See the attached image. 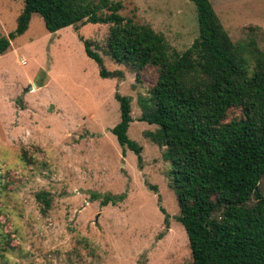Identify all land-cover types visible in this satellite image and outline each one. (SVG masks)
Here are the masks:
<instances>
[{
	"label": "rangeland",
	"instance_id": "obj_1",
	"mask_svg": "<svg viewBox=\"0 0 264 264\" xmlns=\"http://www.w3.org/2000/svg\"><path fill=\"white\" fill-rule=\"evenodd\" d=\"M180 52L197 34L190 0H115ZM251 69L264 53V0H209ZM22 0H0V36L16 23ZM106 25L54 32L32 14L27 29L0 54V264H191L178 208L167 184L169 164L138 120L153 81L134 80L128 65L104 54ZM102 57L106 77L83 51ZM250 71V70H249ZM115 94L130 101L127 136L139 160L118 145ZM264 194V176L258 185ZM45 192L42 212L36 194ZM115 198L102 205L105 196Z\"/></svg>",
	"mask_w": 264,
	"mask_h": 264
},
{
	"label": "trees",
	"instance_id": "obj_2",
	"mask_svg": "<svg viewBox=\"0 0 264 264\" xmlns=\"http://www.w3.org/2000/svg\"><path fill=\"white\" fill-rule=\"evenodd\" d=\"M190 1L197 34L180 52L134 15L120 14L115 0H22L14 28L0 36V54L27 29L32 14L49 32L106 25L104 54L128 65L135 81L148 70L153 73L146 97H138V120L156 127L147 134L169 164L167 184L191 264H264V194L258 187L264 176V53L254 54L250 69L210 1ZM81 42L106 77L100 54L89 40ZM115 99L119 119L110 131L139 160L141 146L126 133L129 97L115 94ZM36 198L42 212L49 208L45 192ZM108 201L115 198L106 195L101 204Z\"/></svg>",
	"mask_w": 264,
	"mask_h": 264
}]
</instances>
